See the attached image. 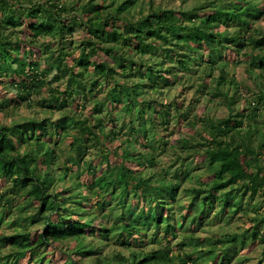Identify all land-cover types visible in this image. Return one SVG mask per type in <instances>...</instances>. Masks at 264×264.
<instances>
[{"label":"trees","instance_id":"16d2710c","mask_svg":"<svg viewBox=\"0 0 264 264\" xmlns=\"http://www.w3.org/2000/svg\"><path fill=\"white\" fill-rule=\"evenodd\" d=\"M257 20L264 0H0V114L59 113L0 121V264H231L255 243L264 256ZM183 92L219 98L226 114H199ZM171 120L196 134L168 141ZM167 151L181 162L152 172ZM237 213L253 215L244 231L195 235ZM101 241L129 253L105 255Z\"/></svg>","mask_w":264,"mask_h":264},{"label":"rangeland","instance_id":"374dc122","mask_svg":"<svg viewBox=\"0 0 264 264\" xmlns=\"http://www.w3.org/2000/svg\"><path fill=\"white\" fill-rule=\"evenodd\" d=\"M156 1L157 2L161 1L164 6H171V7H180V6L189 7L196 2V0H156ZM256 1H261V0H256ZM255 26L259 27V29L264 34V20H257L255 22ZM247 64H249V62L246 60H243V61L242 60L241 61L236 60V62L233 64V71L236 73L238 78H240V79L245 78V68H246ZM263 82H264V80H263ZM251 84L253 85V82H251ZM9 90H11V89H9ZM166 91H168L171 95L172 94L175 95V93L179 92V90H174V88L166 89ZM192 91H193V89H189L187 92H188V94L190 92V95H191ZM166 94H168V93L164 92L163 94H158V95L163 96ZM245 95L247 96V98L252 97V92H246ZM185 96H186V94H184V92H183V93L179 94V99H182V100L187 99V102L191 101L192 104L195 105V111L198 112L199 114H203V115H205V114L211 115L212 114V115H217V116L226 114V107L222 103H220V100H218L219 98H217V100H209L208 96L200 95V94L196 95L195 99H193V97L191 98L190 96H187V98H186ZM33 97H34V99L37 100L39 96H36L35 94H33ZM245 104H247V103L245 101L241 100L238 102L237 106L244 107ZM48 111L41 108V110L39 109V112L36 113L34 110L33 111L27 110V108L24 105V106H21L20 108H15L12 111H8V112L4 113V115L0 114V121L11 123L19 114H24V113H27V114L30 113V115H35V116L36 115L45 116L48 113H51L53 117L59 116V113L56 111L55 112H51V111L48 112ZM261 119H263V118H261ZM173 122L174 121L171 120V124L167 128V131L162 130V128H159L163 134L168 136V137H166V139H168V141L173 142V139L176 140L180 135H184V134L191 135L193 133L196 134L195 130L190 131L189 129H187L186 127H183V126L181 128V131H179L178 129L175 128L176 123L173 124ZM260 124L263 126L264 122L260 123ZM152 143L155 146H157V144H158L156 140H153ZM66 154H68V153H66ZM176 159H177V157H176V154L174 152L167 151L166 153H163L161 155V157H159L158 165H156V167L149 168V169L152 172H155V171L159 170L160 167L165 168L169 165L179 164L182 160V159H177V160ZM197 172L201 173V169L197 168ZM193 184H194V182H192V181L185 182L183 187L190 186ZM186 195H187V193L184 192L182 189L181 193L178 196V198H180V202L182 204H185V205L189 201V199L186 197ZM26 203H27L26 200L20 201L18 207L15 208V212L20 213L21 209H23V207L25 206ZM261 210L264 211V204L262 205ZM250 216H253V215H250ZM250 216L244 215L242 213H237L233 217H230L229 220H226L224 218H222L221 220H216L217 221L216 224H209V225H205L203 227L198 228V230L195 232V235L197 237H202L205 239L206 237L213 236L214 234L218 233L219 231L242 232L245 230V228L249 227V225L251 223V220L249 218ZM176 223L178 224L179 222L176 221ZM1 228L6 233H13L15 231L14 229H12L8 225H3ZM186 233H190V230H188V228L185 230L184 229L181 230L177 240L172 241V245L176 244L177 241L180 240L181 237H183V235ZM97 238L100 239V237H97ZM101 243L103 244V252L105 255L110 254L114 250H118V249H121V251L126 255L129 253L128 249L123 248L118 244H114L111 241H109V242H107V241L102 242L101 241ZM174 247H175L174 249H176L177 246L175 245ZM43 250L47 253V256H54L55 255L53 245L45 246V247H43ZM7 252H8V250L5 248L2 250V253L6 254ZM202 257H199L198 263L201 262ZM263 257L264 256L262 254V246L259 243H255V244H253L252 247H249V246L245 247L239 253L237 258L236 257L233 258V260L231 261V264H257L259 262V260H261ZM94 259H95L94 256H91L88 258H84L82 261L84 263L90 264ZM28 260H29L28 257L24 258L21 261V264H32V261H28ZM60 263H62V261H60ZM191 263L192 262H189L188 264H191ZM262 264H264V262Z\"/></svg>","mask_w":264,"mask_h":264}]
</instances>
